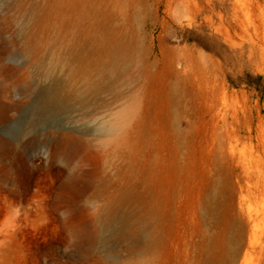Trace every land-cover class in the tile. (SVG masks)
I'll use <instances>...</instances> for the list:
<instances>
[{
    "label": "rangeland",
    "instance_id": "rangeland-1",
    "mask_svg": "<svg viewBox=\"0 0 264 264\" xmlns=\"http://www.w3.org/2000/svg\"><path fill=\"white\" fill-rule=\"evenodd\" d=\"M263 40L264 0H0V264H264Z\"/></svg>",
    "mask_w": 264,
    "mask_h": 264
},
{
    "label": "bare ground",
    "instance_id": "bare-ground-1",
    "mask_svg": "<svg viewBox=\"0 0 264 264\" xmlns=\"http://www.w3.org/2000/svg\"><path fill=\"white\" fill-rule=\"evenodd\" d=\"M263 43H264V40H263ZM102 45L103 46H101L100 49L102 51L103 56L111 57V58H115V59H117V58H119L121 56V54H120L121 51H120L119 47H117V46L115 47L114 45H113L114 47H111V45H109V43H107V42L103 43ZM80 51H81V55H82L80 57L81 58L80 61H82V63L79 66V68H80L79 70L80 71L79 70H77V71L83 74V78H85V79H83L82 84L85 85V89H87L86 92L87 91L89 92V91L94 90L95 88H99V86H100V85L95 83V80L92 81V79L94 77H96V75L98 77H100L101 79L106 78L107 75L105 74L104 70L102 69L103 68V64L102 63L101 64H97V63H93L92 64V63L88 62L87 53H88L89 49H86L85 47H83ZM71 55H74V54H71ZM191 58L193 60H195L194 62L196 63V65L203 66V67L205 66L206 68L212 63V60L209 57H207L206 55H204V54H201V55L192 54ZM70 59H71V61L75 60V56L71 57ZM64 65H66V64H64ZM98 67H99V69H98ZM210 71H211V69H210ZM113 77H114V75H112V78ZM112 78H110V79H112ZM62 91H63L62 87L61 88L56 87L54 89V91L52 92V95L50 97H48V102H54V101L59 102V103L60 102L61 103L65 102L66 98H65L64 93H63L64 91L63 92ZM72 93H74V92H72ZM222 120H223L224 124H226V119H222ZM113 142H114V144L111 145V147H112V151H111L112 152V156H113V158H118L119 142H118V140H116V141L114 140ZM104 152H108V150H104ZM115 161L116 160H114V163H115ZM107 169L108 168H106L105 170H107ZM104 197L106 199H109V200H112V201L119 200L121 198L120 194H118L117 192L108 193L107 195H104ZM263 247H264V245H263ZM263 250H264V248H263Z\"/></svg>",
    "mask_w": 264,
    "mask_h": 264
}]
</instances>
